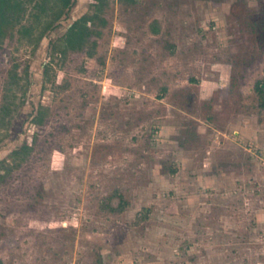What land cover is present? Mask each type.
I'll list each match as a JSON object with an SVG mask.
<instances>
[{
  "label": "rangeland",
  "instance_id": "obj_1",
  "mask_svg": "<svg viewBox=\"0 0 264 264\" xmlns=\"http://www.w3.org/2000/svg\"><path fill=\"white\" fill-rule=\"evenodd\" d=\"M97 4L0 40V264H264V0Z\"/></svg>",
  "mask_w": 264,
  "mask_h": 264
},
{
  "label": "trees",
  "instance_id": "obj_2",
  "mask_svg": "<svg viewBox=\"0 0 264 264\" xmlns=\"http://www.w3.org/2000/svg\"><path fill=\"white\" fill-rule=\"evenodd\" d=\"M28 0H0V40L7 34V30L14 26L19 27V34L28 43L36 46L40 43L46 31L55 27L65 12L70 9L74 0H36L34 2L33 11L29 23L23 21L27 13ZM97 5L107 0H95ZM133 1V0H130ZM97 25L105 27L107 19L103 17L98 10L91 15H85L75 20L68 30L66 36L59 40L55 45L54 52L66 53L70 48H84L91 43L97 46L94 37L100 36L102 31ZM39 31V33H36ZM48 68L45 69L47 75ZM13 78L16 79V76ZM12 82V83H16ZM11 83V84H12ZM9 90H12V86ZM256 91L260 99V106L264 108V80L257 82ZM8 109L2 108L1 112L5 115ZM4 117L0 115V122ZM36 123L43 124V119H37ZM20 152H28V150L20 149Z\"/></svg>",
  "mask_w": 264,
  "mask_h": 264
}]
</instances>
